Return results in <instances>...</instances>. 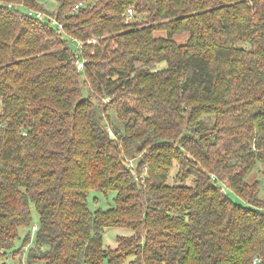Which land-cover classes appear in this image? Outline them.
Returning <instances> with one entry per match:
<instances>
[{
	"label": "trees",
	"instance_id": "trees-1",
	"mask_svg": "<svg viewBox=\"0 0 264 264\" xmlns=\"http://www.w3.org/2000/svg\"><path fill=\"white\" fill-rule=\"evenodd\" d=\"M260 163L264 0H0V264H264Z\"/></svg>",
	"mask_w": 264,
	"mask_h": 264
},
{
	"label": "rangeland",
	"instance_id": "rangeland-1",
	"mask_svg": "<svg viewBox=\"0 0 264 264\" xmlns=\"http://www.w3.org/2000/svg\"><path fill=\"white\" fill-rule=\"evenodd\" d=\"M39 2H41L43 5H45L47 7V9H53V7L55 6V0H38ZM133 11H131L132 14ZM138 20H141V17L137 16ZM157 33H162L157 31ZM187 37V33H182L181 35L176 36L175 38L178 39L180 42H182L185 38ZM115 102L113 103L114 107L108 108V111L110 112L112 118L117 119L116 115V111H115ZM250 179H259L260 180V189H259V195H261L264 191V165L263 163H260L256 166V168L253 170V172L250 175ZM170 179L172 180V178L170 177ZM229 194L231 195V197L236 200V201H242L237 195L229 192ZM112 197L113 194L110 193L107 196L100 193V192H96L95 190H91L88 194V206L91 209H95V208H105L108 205L112 204ZM31 217H32V224L30 227L26 228H19L18 233H19V238L16 239L15 242V248H19L20 247V252L19 254H11L7 256L6 259V264H25V258H26V251L27 249H23L24 246H26L27 248L31 245L33 238H34V230L32 228L33 224L37 225L38 222V216H37V212L35 210V207L33 205H31ZM30 234V241H27L26 243H24V245H22V239L24 237L25 233ZM127 230L123 229L122 227H111V228H107L104 233H103V244L105 246L108 247H113L115 245V237L117 234H124L126 233ZM20 255V256H19ZM21 260L23 261V263L21 262ZM129 264V263H126Z\"/></svg>",
	"mask_w": 264,
	"mask_h": 264
},
{
	"label": "built area",
	"instance_id": "built-area-1",
	"mask_svg": "<svg viewBox=\"0 0 264 264\" xmlns=\"http://www.w3.org/2000/svg\"><path fill=\"white\" fill-rule=\"evenodd\" d=\"M77 5H78V4H75V5H74V8L77 7ZM131 11H132L131 8H127L128 17L131 15ZM33 13H34L38 18H41V19L44 18V13H42V12H33ZM50 21H51L52 24H55L57 31H62V26H61V24L58 23L53 17H50ZM77 46H79V43L77 44ZM76 65H77V68H78L79 70L83 69L84 60H82V59H77V60H76ZM109 132L112 133L111 130H109ZM126 164H127L128 166L131 167V170H132L133 176L137 179V178H138V174H136V172H135V170H134V167H133V166H134V159H133V158H129V159H127V160H126ZM140 181H142V178L140 179ZM32 228H33V230H35V229H36V224H33ZM255 260H256V259H254V262H255Z\"/></svg>",
	"mask_w": 264,
	"mask_h": 264
}]
</instances>
